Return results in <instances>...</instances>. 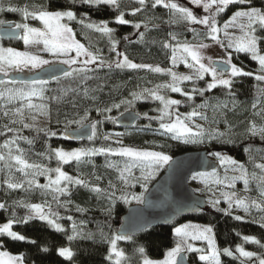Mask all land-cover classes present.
Listing matches in <instances>:
<instances>
[{
    "label": "trees",
    "instance_id": "16d2710c",
    "mask_svg": "<svg viewBox=\"0 0 264 264\" xmlns=\"http://www.w3.org/2000/svg\"><path fill=\"white\" fill-rule=\"evenodd\" d=\"M152 0H146L145 6L141 12L135 15L131 14L133 8H138L140 5L136 0H122L120 9L125 12L124 18L131 23L127 25H118L115 23V16L118 14L116 10L107 5L99 7H89L87 5L75 4L71 5L69 0H0V6L7 9L8 7L23 8L27 6L29 10L33 7L44 6L50 9H63L72 7L77 13V21L70 22L73 27L76 37L85 46L92 45V50H100L104 59H113L114 54L109 52V41L107 37L93 30L84 28L78 20L81 14L86 13L84 17L85 23L89 21L99 22L100 20H108L109 27L115 30L114 38L119 41L118 50L124 52L129 59L138 64H150L153 66L164 67L170 63L169 57L171 50L163 48V42L170 40L169 33H173L180 41H188L190 43L200 42L204 39L203 35L194 38L193 32L189 31L191 27L196 32L203 33L204 27L201 25H188L186 23H170V14L167 9L162 6L156 8L151 7ZM253 6L264 8V0H252ZM247 7L246 5H229L225 12L219 18V23L232 14L239 8ZM0 20L6 22H27L32 27L41 28L39 21L29 19L23 21L20 13L8 11H0ZM135 23H141V27L136 29L133 27ZM147 25V27H145ZM143 33V38L140 37ZM257 35L264 36V31L258 30ZM129 36L130 40H125L124 37ZM0 41L4 44H11L18 47L20 40L16 41ZM258 47L264 51V40L258 41ZM233 58L241 68L246 71H252L257 66L256 61H253L250 55L245 53H235ZM94 70L87 73L90 77L87 80L62 78L59 82L50 81L44 96L45 100L40 101L33 98V103H44L47 105L49 114L47 116L40 115L47 124L43 127L57 133L56 136L47 135L45 132H39L36 128H19V132H4L0 134V145H3L5 140L11 139L13 136L26 137L32 142L29 144L25 139H18L17 146L24 150L25 157L30 163H37L49 168H55L57 161L55 158L49 159L48 152L51 148L71 147L89 148L101 147L112 144V141H104L102 139L103 132H111L113 129L124 133L122 138L123 144L141 147H151L163 151L166 154L173 156L188 150L207 149L208 153L220 152L228 154L234 160L244 165L249 174V184L247 190L243 181L238 180L233 190L242 188L251 196L264 198L260 196V188L258 181L251 179L253 173L257 177L264 175L255 165L264 163V140L260 136H249L247 129L250 126V121L257 126L264 125V113L260 116L254 115V112L264 109V96L259 95V88L264 87V82H259L253 76H238L233 80L231 90L225 89L222 86H217L211 91H205L201 96L193 93L192 99L188 100L186 96L179 93H172L169 90H162L167 97L181 100V104L176 106L179 113L192 111L197 105L205 107L197 108L206 119H201L199 116L194 117L196 120L194 125H201L206 131L213 129L224 132L225 135L218 139H205L203 143H183L181 141L172 140L169 136L161 135L158 129L156 120H149L143 115L130 128L118 127L111 121L104 119V115L116 116L124 111L125 106L122 105L119 110L113 109L111 113L98 115L96 108H104L111 106L113 103H118L122 99H131L130 93L133 91L139 92L144 88H154L158 84H163L169 80L167 74L153 73L147 69H111L105 67L96 69L95 66H90ZM205 80L186 81L182 88L187 92H192L193 87L206 88ZM84 89L88 90V96L84 95ZM59 99L53 100L52 97ZM95 97V99H92ZM253 103L257 104V108L253 109ZM21 101L7 102L0 106V115L7 111L19 107ZM160 102L151 98L137 100L131 108L141 114L147 113L148 116L159 115L158 108ZM202 109L203 111H200ZM88 111V119L91 121L102 120L103 123L98 126V138L95 141H68L61 134L67 120L79 119ZM25 115H35L29 112L27 108L24 110ZM38 116V115H36ZM150 125V126H149ZM72 125L71 127H74ZM149 126V127H146ZM115 144H112V146ZM162 146V147H161ZM248 149V151H245ZM2 150V149H0ZM5 149H3L4 151ZM208 154V155H209ZM89 159V158H86ZM90 163H81L77 165L75 161L64 164V171L72 176L78 173L82 174V178L87 179L92 184H98L102 189H108L109 181L116 185L117 199L109 200L106 194H97L83 187H72L67 196H60V206L52 200V195H42L40 190L25 192L22 189L11 190L4 184L7 170L0 171V203L8 205L7 209H0V221L7 222L11 218L13 211L17 217H23L27 213V209L15 206L16 201H27L29 203H42L47 200L51 203L52 211L56 212L60 217L57 222L62 226L63 231H57L49 226L46 222L38 219H33L28 223H19L13 225V230L24 235L25 241H15L7 236H0L4 250L12 253H20L24 256V261L32 264H112V261L107 259L109 244L105 236L110 237L116 232L119 226L120 217L126 210L128 205L138 204L135 201L124 203L119 199L122 183L118 179L119 173L115 168L107 167L108 163H115L122 167L121 157L96 155L90 158ZM218 163V162H217ZM165 166V165H164ZM164 166L161 167L155 177L147 183V188L157 180V177L164 171ZM3 168V163L0 161V169ZM211 172V171H210ZM216 173L221 180L227 175L231 177L229 172L225 171V166L218 163ZM13 175L16 180H22L24 177L13 169ZM140 175L139 169H133V176ZM101 177L96 180L95 177ZM190 176L189 182L196 183L201 178H193ZM37 181L40 184H45L44 176H37ZM226 186V184H224ZM213 187L222 189L223 184L208 183V186H202L199 189L200 194H204L207 199L211 197L207 194L208 190ZM113 189H109L112 191ZM130 191L137 194L147 191L142 189L139 184ZM236 193H239L238 191ZM70 201V203H66ZM223 201H220L217 208H213L207 203L206 209L202 212L184 215L176 218L169 225L160 227H149L138 234L132 235L131 240L118 241L126 255V264H138L140 254L137 252L139 247L145 249V254L149 257L159 258L164 254V251L171 247L175 237L173 228L184 221L206 222L212 225L217 246L221 249L228 247L231 250L237 244H243V247L252 251L263 254L264 248L257 244L244 242L241 237L244 235L254 236L261 244H264V228L260 227L261 217L264 216V210L251 208L250 212L253 217H248L245 220L237 221L234 219L235 214H226L222 207ZM82 209L81 210H78ZM262 208H264L262 206ZM110 209V211H109ZM71 217V219H69ZM73 225L76 226L78 235L72 241L67 237L73 235ZM239 234V235H238ZM29 241H35L31 243ZM60 247H70L73 251V257L65 259L58 255L57 249ZM42 248H47L43 251ZM238 255V254H236ZM190 262L193 258L188 256ZM222 264H240V260L234 257L221 255Z\"/></svg>",
    "mask_w": 264,
    "mask_h": 264
},
{
    "label": "snow or ice",
    "instance_id": "6c2138e0",
    "mask_svg": "<svg viewBox=\"0 0 264 264\" xmlns=\"http://www.w3.org/2000/svg\"><path fill=\"white\" fill-rule=\"evenodd\" d=\"M71 5L77 3L87 5L89 7H99L107 5L118 12L115 16V23L118 25H127L131 23L125 19V12L120 9L122 0H69ZM140 5L138 8H133L131 14L141 12L145 6L146 0H136ZM189 3L197 7H202L206 15H196L189 7L184 6L176 0H152L151 7L156 8L162 6L167 9L170 14V23H186L188 25H202L204 27L203 33L196 32L195 29L189 27L188 30L193 32L194 38L203 35L204 39H208L215 44H218L225 50V54L220 59H213L210 56H205L204 51L209 47V44L201 40L199 43L192 44L188 41H180L173 33H169L171 41L163 42V48L171 50L169 57L172 67L162 68L160 66H153L150 64H137L131 61L128 56L118 50V43L114 38L115 30L109 27L108 20H100L99 22L89 21L85 23L84 17L86 13L81 14L78 22L84 28L93 30L100 33L102 36L107 37L109 41V52L114 54V58L106 61L100 53L99 49L92 50V45L81 43L76 38V33L70 22L77 21V13L72 7L63 9H50L44 6L33 7L29 10L27 6L23 8L8 7L7 9L0 6V11H8L13 13H20L23 21L29 19L39 21L42 28L30 26L27 22L15 23L14 25L0 20V25L8 24L6 32L9 36L23 41L25 50H17L13 47H4L0 45V98L6 99L9 103L13 101H21L19 107L12 110V115L19 117V119L10 120L11 124H22L24 128H36L39 132H45L47 135L56 136L57 133L47 128H37L35 124L24 122V110L27 108L29 112L35 113L31 119L35 121L36 115L47 116L49 110L44 103H33V98L43 101L46 99L44 92L50 81L59 82L62 78L81 79L87 80L88 72L94 69L90 66H95L96 69L115 67L116 69H147L153 73L167 74L170 81L163 84H158L154 88H144L139 92L133 91L130 93L131 99H122L118 103H113L111 106L104 108H96L98 115L111 113L113 109L119 110L122 105L125 106L124 112H127L132 107L135 101L151 98L159 101L161 107L158 108L159 115L148 116L147 113H135L131 116L134 121L139 119L141 115L149 120H156L158 122L157 131L164 136H169L172 140L181 141L183 143H203L205 139H218L225 135L224 132L213 129L206 131L201 125H194L193 118L200 117L206 119L197 108L205 107L204 105H197L190 112L179 113L176 106L181 104V100L172 99L164 94L162 90H170L172 93H179L186 96L188 100L192 99L193 93L201 96L205 91H211L217 86H222L225 89L231 90L233 78L238 76H253L259 82H264V54L258 47V41L264 40V36L257 35L258 30L264 31V8L253 6L252 0H189ZM246 5V8L237 9L228 20L224 21L222 26H218L217 17L219 14L225 12L229 5ZM134 28L139 29L141 23H135ZM147 27V25H145ZM229 29H235L236 32H230ZM220 34L224 39H221ZM143 38V33L139 34ZM125 40H130L129 36L124 37ZM36 48V51H32ZM231 49L232 51H229ZM235 53H245L250 55L253 61L259 65L256 74L252 72H244L242 68L232 63V55ZM43 54H47L45 58ZM74 53V55H73ZM205 61H207L205 63ZM184 64L185 67L190 69V74H180L173 69L178 64ZM63 66V67H61ZM25 70L33 73L45 72L48 78L42 75H34L29 79L13 78L10 73L24 72ZM59 73L60 75H57ZM206 76H210L211 80L206 81V88L193 87L192 92H187L182 88V84L186 81L205 80ZM259 95L264 96V87L259 88ZM84 95L88 96V90L84 89ZM56 100L58 97H52ZM95 99V97H92ZM253 109L257 108V104L253 103ZM124 112H120V117L124 116ZM264 113V109L254 112V115L260 116ZM5 116L9 113L5 111ZM104 119L111 121L113 124L120 123V119L115 116L104 115ZM103 123L102 120L91 121L88 119V111L79 119L67 120L62 135L65 138L82 139L86 135L88 141H95L98 138V126ZM75 125L73 129L71 126ZM150 126V125H149ZM146 126V127H149ZM5 131L19 132L17 128H10L4 126ZM81 130H86L81 132ZM247 132L251 136H260L264 140V125L257 126L254 122L250 121V126ZM2 134V133H0ZM124 133L105 134L102 139L104 141H112V144L101 147L77 148L70 151L63 150L62 148H51L48 152V158H55L57 166L49 168L41 164L30 163L25 157L23 149L17 146L18 139H25L26 137L13 136L9 140H5L0 149H6V152H0V161H3V168L0 171L7 170L6 178L3 184L11 190L22 189L25 192L40 190L42 195H52V200L60 206V196H67L72 187H83L91 190L97 194H106L109 200L117 199L116 185L109 181L108 189H102L98 184H92L89 180L82 178V174L78 173L72 176L63 170V165L75 161L77 165L81 163H90V158L96 155L118 156L121 157L122 167L115 163H108L107 167L115 168L118 173V179L122 183L119 199L124 203H131L135 201L138 204L144 203L143 192L137 194L130 191L136 184H139L142 189L147 190V183L151 181L156 172L168 165L172 157L163 151H155L148 149H138L123 144L122 137ZM113 137H116L113 139ZM30 144L32 141L27 140ZM162 147V146H161ZM248 151V149H245ZM217 158L221 166L228 165L225 171L238 172L239 175L228 177L227 175L223 180L217 178L216 169L213 168L211 172L195 173L193 178H201L205 186H208L209 181L214 184H226L229 188L235 187V181L241 180L244 182L245 189L249 184V174L247 173L243 164L237 162L229 156L220 152L210 153ZM89 158V159H86ZM264 173V164L255 165ZM19 172L24 179L16 180L13 175ZM133 169H139L140 175L133 176ZM54 173V176L51 175ZM44 176L46 179L45 184H40L36 177ZM98 181L101 177L96 176ZM251 179L258 181L260 188V196L264 198V175L259 177L255 173L252 174ZM109 189H113L109 191ZM224 202L228 204V209L223 211L226 214H231L230 210L233 205L236 208L242 209L245 214L250 213L251 208L264 210L262 204L255 199L249 200L247 197H238L236 192H221ZM66 203H70L67 201ZM213 208H217L220 203L219 198H210L208 202ZM15 206L27 209V213L23 217H17L13 211L11 218L7 222L0 225V236H7L15 241H25L27 238L12 230L14 224L28 223L33 219L46 222L49 226L55 228L57 231H63L62 226L57 222L60 218L58 214L52 211L51 203L47 200L42 203H29L21 200L14 202ZM8 205L0 203V209H7ZM81 210L82 209H79ZM192 211H200L198 202H194ZM217 210H220L217 208ZM110 211V209H109ZM71 219V217H69ZM234 219L237 221L243 220L244 217L236 215ZM150 226V222L143 220L138 223L134 228L122 227L118 232H114L110 237L105 236L109 247L107 259L112 261V264H124L125 253L118 248V241H127L132 239V233L139 228L143 230L145 227ZM260 227L264 228V216L261 217ZM78 235L76 226L73 225V235H69L67 239L72 241ZM173 235L175 237L174 246L167 249L162 259H151L145 255V249L141 246L137 249L140 254L142 264H184L188 253H199L198 260L202 264H222L221 255L227 257H234L240 260V264H249L255 258L254 264H264V254H257L252 251L246 250L242 245L237 244L235 252L230 248L223 249L217 246L214 236L213 228L211 225H198L193 223H185L173 228ZM239 235V234H238ZM244 242L253 243L264 248L254 236L244 235L241 237ZM201 242L206 245V248L197 247L195 242ZM36 243L35 241H29ZM0 247H3L0 241ZM47 251V248H42ZM58 255L71 259L74 255L70 247H60L57 249ZM238 254V255H236ZM0 264H24L23 254H10L8 251H0Z\"/></svg>",
    "mask_w": 264,
    "mask_h": 264
},
{
    "label": "water",
    "instance_id": "95a60500",
    "mask_svg": "<svg viewBox=\"0 0 264 264\" xmlns=\"http://www.w3.org/2000/svg\"><path fill=\"white\" fill-rule=\"evenodd\" d=\"M14 25V22H8ZM8 24L0 25V39L4 41H16L18 39L12 38L6 32ZM63 67V66H61ZM42 75L48 78L47 73H30L23 74L12 72L10 75L13 78L29 79L34 75ZM57 75H60L57 73ZM4 77L0 76V79ZM124 112V111H122ZM137 113L134 109H129L124 112L121 118L120 113L115 117L120 119V123L116 124L118 127L130 128L134 125L136 120H132L131 116ZM76 126L72 127L73 129ZM86 130H81L85 132ZM68 141L81 142L87 141L86 135L82 139L65 138ZM207 149L188 150L171 156L172 160L168 165L164 166V171L157 177L148 188L144 195V203L128 205L125 213L122 214L119 221V226L116 232L120 231L122 227L134 228L143 220L150 222V226L145 227H160L169 225L176 218L184 215H191L202 212L207 206V197L204 194H198L189 185L190 176L199 172H210L213 168L218 167L216 160L208 155ZM198 202L200 211L190 210L194 204ZM143 229V230H144ZM140 230H136L132 235L138 234ZM184 264H192L188 259H185Z\"/></svg>",
    "mask_w": 264,
    "mask_h": 264
},
{
    "label": "rangeland",
    "instance_id": "374dc122",
    "mask_svg": "<svg viewBox=\"0 0 264 264\" xmlns=\"http://www.w3.org/2000/svg\"><path fill=\"white\" fill-rule=\"evenodd\" d=\"M176 2H178V3H181V4H183L184 6H187V7H189L191 10H193V12H194V14H196V15H206V13H204L203 12V9H202V7H197V6H195V5H192V4H190L189 3V0H176ZM244 8H246V7H244ZM236 11V10H235ZM234 11V12H235ZM233 12V13H234ZM232 13V14H233ZM222 14V13H221ZM221 14H219V16L217 17V21H218V26H222L223 25V23L224 22H222V23H219V18L221 17L220 15ZM232 14H230L224 21H226V20H228V18L232 15ZM202 26V25H201ZM42 28V27H41ZM229 31L230 32H236V34L237 35H239L240 33L237 31V30H235V29H229ZM220 37H221V39H224V37H223V35L222 34H220ZM77 38V37H76ZM78 39V38H77ZM79 40V39H78ZM80 41V40H79ZM81 42V41H80ZM204 43H207V44H209V47L207 48V49H205V50H203L204 51V55L205 56H210V57H212L213 59H220V58H222L223 56H224V54H225V50L223 49V48H221L218 44H215V43H213L212 41H210V40H208V39H206V40H204L203 41ZM82 43V42H81ZM196 43H199V42H193L192 44H196ZM0 45H2V46H4V47H13V48H15V49H17V50H25V47H24V44H23V41L22 40H20V44H19V46L18 47H16V46H12L11 44H4V43H2L1 41H0ZM32 51H36V48H32L31 49ZM229 51H232L231 49H229ZM233 54H235V52H233ZM261 54H264V51H262V53ZM42 55H44L45 56V58H48L47 57V54H43L42 53ZM73 55H74V53H73ZM106 61H108L107 59H105ZM109 60H111V59H109ZM131 60V59H130ZM131 61H133V60H131ZM134 62V61H133ZM207 61H205V63H206ZM134 63H136V62H134ZM232 63H234V64H236V62H235V60H234V58H233V55H232ZM138 64V63H137ZM256 64H257V66L255 67V69L254 70H252V71H249V72H252V73H254V74H256V72H257V69H258V67H259V65H258V63L256 62ZM238 67H240L241 68V66H239L238 64H236ZM170 67H172V65H171V63H169L167 66H164L163 68H170ZM243 69V71L244 72H248V71H246V69H244V68H242ZM174 71H176V72H178V73H180V74H190V69H188L187 67H185L184 66V64H178L174 69H173ZM18 73H23V74H30V73H33V72H29V71H27V70H25L24 72H18ZM206 81H210L211 80V77L210 76H206ZM233 80H234V78H233ZM170 81V78H169V80L168 81H166V82H163V83H167V82H169ZM183 85V84H182ZM170 91V90H169ZM161 94H164V93H162L161 92ZM165 95V94H164ZM8 101L6 100V99H4V98H0V106H2L3 104H5V103H7ZM200 111H203L202 109H199ZM12 119H19V117H16V116H14V115H12V111L11 112H9V115L8 116H5L4 115V113H2L1 115H0V133H4V132H8V131H5V129H4V126L5 125H7L8 127H10V128H17V129H19V128H22L23 126H22V124H19V123H17V124H11L10 123V120H12ZM24 122H26V123H29V124H35L36 125V127L38 128V127H43V126H45L46 124H47V121H45L40 115H38V116H36V119H35V121H33L32 119H31V116H29V115H25L24 114ZM194 123L196 122V120H194L193 121ZM99 132V131H98ZM102 133H103V135H105V134H114V133H119V131H117L116 129H113L111 132H103V130H102ZM248 135L250 136V134L248 133ZM116 137H113V139H115ZM120 139H122V138H120ZM125 146H130V145H126V144H124ZM113 147H116V145H113ZM131 147H134V148H138V149H148V150H155V149H152L151 147H141V146H132L131 145ZM61 148V147H60ZM77 148H79V147H71L70 149H65V148H62L63 150H66V151H70V150H73V149H77ZM7 150L5 149L4 151H3V149L2 150H0V152H6ZM155 151H159V150H155ZM210 155V154H209ZM224 155H226V156H229V157H231L232 159H233V157L231 156V155H228V154H224ZM210 157L212 158V159H214V160H216L218 163H219V161L217 160V158L215 157V156H213V155H210ZM3 164H4V162L3 161H1ZM264 164V163H263ZM63 167V166H62ZM225 168H229L230 169V166H228V165H225ZM63 170H64V168H63ZM227 172H229L230 173V175H232V176H235V175H239V173L238 172H233V171H231V170H229V171H227ZM51 175H53L54 176V173H52ZM217 178H219L220 179V177L217 175ZM238 181V180H237ZM237 181H235V186H237L236 185V183H237ZM241 181V180H240ZM47 182V181H46ZM45 182V183H46ZM209 182H211V181H209ZM189 185L191 186V188H193L194 189V191L196 192V193H198V194H200V192H199V189H200V187H202V186H205V183H203L202 182V179L200 180V181H197L196 183H194L193 181H190L189 182ZM223 188L222 189H215V188H213V187H211L209 190H208V192H207V194L211 197V198H213V199H215V198H219L220 199V201H223V204H222V207L224 208V209H228V204L227 203H225L224 202V199H223V197L221 196V192H227V193H231V192H239V193H237V196L238 197H247L249 200H252V199H255V200H257L258 202H260L261 204H262V206L264 207V201L261 199V198H257V197H253V196H251V195H249L247 192H245L244 190H242V188H238V190H231V189H228L227 188V186H225L224 184H223ZM208 200L209 199H207V202H208ZM231 211V213L234 215L235 214V216L236 215H239V216H242V217H244V219L243 220H245L247 217L246 216H248V217H253L252 215H251V212L249 213V214H245V212L242 210V209H238V208H236L235 207V205H233V207H232V209L230 210ZM3 223H5V222H1L0 221V225H2ZM185 223H193V224H198V225H211V224H209V223H206V222H197V221H184V222H181L180 224H178V225H181V224H185ZM177 225V226H178ZM212 226V225H211ZM13 230V229H12ZM213 232H214V229H213ZM174 243H175V240H174ZM174 243L172 244V246H174ZM196 243V246L197 247H203V248H206V245H204L203 243H201V242H199V241H197V242H195ZM240 245H242L243 246V244H240ZM171 246V247H172ZM171 247H169V248H171ZM236 247V246H235ZM235 247L233 248V252H235ZM118 248H120L121 250H122V248L119 246V244H118ZM169 248H167V249H169ZM166 249V250H167ZM165 250V251H166ZM246 250H248V251H252V250H250V249H247L246 248ZM0 251H5L3 248H1L0 247ZM7 251V250H6ZM164 251V252H165ZM9 252V251H8ZM252 252H255V251H252ZM10 254H13V255H16V254H20V253H12V252H9ZM256 253V252H255ZM257 254H259L258 252H257ZM263 254H264V251H263ZM145 255H147V254H145ZM198 255H199V253H196V252H193V253H188L187 254V256H191L192 258H193V264H202V262L201 261H199L198 260ZM147 257H149L148 255H147ZM149 258H151V259H162L163 258V255L161 256V257H159V258H153V257H149ZM125 259H126V255H125ZM254 261H255V258H253V261H250L249 262V264H254ZM24 264H32V263H28V262H26V261H24ZM124 264H126L125 262H124ZM138 264H142V261H141V257H140V260H139V263Z\"/></svg>",
    "mask_w": 264,
    "mask_h": 264
}]
</instances>
